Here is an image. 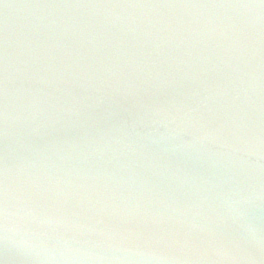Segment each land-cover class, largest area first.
I'll list each match as a JSON object with an SVG mask.
<instances>
[{
    "label": "water",
    "instance_id": "obj_1",
    "mask_svg": "<svg viewBox=\"0 0 264 264\" xmlns=\"http://www.w3.org/2000/svg\"><path fill=\"white\" fill-rule=\"evenodd\" d=\"M0 264H264V0H0Z\"/></svg>",
    "mask_w": 264,
    "mask_h": 264
}]
</instances>
